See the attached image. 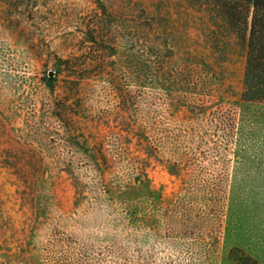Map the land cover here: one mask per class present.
<instances>
[{
	"label": "rangeland",
	"instance_id": "1",
	"mask_svg": "<svg viewBox=\"0 0 264 264\" xmlns=\"http://www.w3.org/2000/svg\"><path fill=\"white\" fill-rule=\"evenodd\" d=\"M211 30L189 0H0V263L264 264V104Z\"/></svg>",
	"mask_w": 264,
	"mask_h": 264
},
{
	"label": "trees",
	"instance_id": "2",
	"mask_svg": "<svg viewBox=\"0 0 264 264\" xmlns=\"http://www.w3.org/2000/svg\"><path fill=\"white\" fill-rule=\"evenodd\" d=\"M206 13L214 36L233 34L246 49L241 97L247 102L264 104V0H189ZM245 255L234 256L236 264ZM3 264V263H0Z\"/></svg>",
	"mask_w": 264,
	"mask_h": 264
},
{
	"label": "water",
	"instance_id": "3",
	"mask_svg": "<svg viewBox=\"0 0 264 264\" xmlns=\"http://www.w3.org/2000/svg\"><path fill=\"white\" fill-rule=\"evenodd\" d=\"M49 75H52V72H49Z\"/></svg>",
	"mask_w": 264,
	"mask_h": 264
}]
</instances>
